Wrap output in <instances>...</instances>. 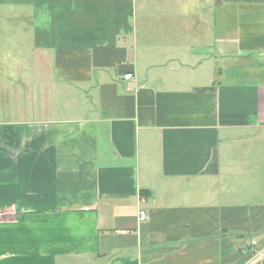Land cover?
I'll use <instances>...</instances> for the list:
<instances>
[{"label":"crops","instance_id":"crops-1","mask_svg":"<svg viewBox=\"0 0 264 264\" xmlns=\"http://www.w3.org/2000/svg\"><path fill=\"white\" fill-rule=\"evenodd\" d=\"M138 6L0 0V264H264V0Z\"/></svg>","mask_w":264,"mask_h":264},{"label":"rangeland","instance_id":"rangeland-1","mask_svg":"<svg viewBox=\"0 0 264 264\" xmlns=\"http://www.w3.org/2000/svg\"><path fill=\"white\" fill-rule=\"evenodd\" d=\"M140 2L139 0V8H140ZM3 21L0 20V24ZM8 28H2L0 26V52L2 53L0 55V72L4 73V78L11 82L18 80V55L21 53V55H31V46L29 44L28 39L22 38L21 32H14L12 34H7L6 30ZM4 41V42H3ZM26 70L22 73L24 75V78L26 80L30 79L32 76V72L34 71L36 64L34 66L35 62H20ZM17 70V73L15 74ZM10 91L2 92L0 89V119H9V117H21V116H15L13 109L20 108L22 105H27L31 102L29 98H31L32 94H19L16 93V91H13V87L9 86L7 87ZM21 90V89H20ZM73 90V89H72ZM72 90H70L68 93H63L62 91L58 92L57 96V102H58V116H64V108L62 109L60 106L62 104L73 102V98L76 97L72 94ZM76 91V90H75ZM39 110H41L42 107H44L45 100H38V103L40 104ZM64 106V105H63ZM13 108V109H12ZM28 110V109H27ZM33 115V114H32Z\"/></svg>","mask_w":264,"mask_h":264},{"label":"built area","instance_id":"built-area-1","mask_svg":"<svg viewBox=\"0 0 264 264\" xmlns=\"http://www.w3.org/2000/svg\"><path fill=\"white\" fill-rule=\"evenodd\" d=\"M124 79L125 80H131V79H134V76L132 74H127ZM147 218H148V216H147L146 212L143 211V212L140 213V219L142 221H145ZM123 233H126V232H123ZM252 245L256 246V241L255 240L252 242ZM263 256H264V252H259L256 259L258 260V259L262 258Z\"/></svg>","mask_w":264,"mask_h":264},{"label":"bare ground","instance_id":"bare-ground-1","mask_svg":"<svg viewBox=\"0 0 264 264\" xmlns=\"http://www.w3.org/2000/svg\"><path fill=\"white\" fill-rule=\"evenodd\" d=\"M132 75H133V74H132ZM133 76H134V75H133ZM147 216H148V218H147L146 220H148V219H149V215H148V214H147ZM146 220H145V221H146ZM141 221H142V220H141Z\"/></svg>","mask_w":264,"mask_h":264}]
</instances>
